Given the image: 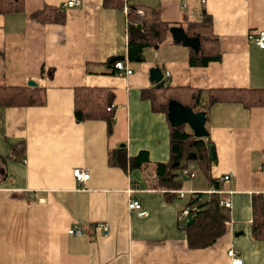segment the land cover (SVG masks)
I'll return each mask as SVG.
<instances>
[{
	"label": "crops",
	"instance_id": "obj_1",
	"mask_svg": "<svg viewBox=\"0 0 264 264\" xmlns=\"http://www.w3.org/2000/svg\"><path fill=\"white\" fill-rule=\"evenodd\" d=\"M66 1L23 0L21 13L0 15V85L35 88L43 101L0 106V264H228V249L242 264H264V240L250 232L252 196L264 194V107H206L202 140L212 144L214 158L207 152L210 162L202 167L186 149L179 166L166 113L149 98L158 88L148 79L156 66L163 86L191 88L203 97L215 89H264V49L250 38L264 30V0H121L118 6L79 0L62 7ZM44 5L59 8L64 23L28 19ZM136 5L158 10L162 22L184 31L205 18L217 59L190 65L191 49L168 34L143 51L142 61L129 62L123 7ZM118 56L130 75L109 73V60ZM79 87L112 93L109 133L102 120H75L73 90ZM118 148L128 160L124 168L109 161ZM139 155L136 167L131 160ZM157 165L166 166L164 175ZM75 168L89 176L79 185ZM225 174L231 182H217ZM215 190L223 192L218 200L230 202L224 233L211 246L188 248L177 213L196 201L192 194L204 198ZM129 199L139 202L144 216L127 210ZM74 225L81 235L66 233Z\"/></svg>",
	"mask_w": 264,
	"mask_h": 264
},
{
	"label": "trees",
	"instance_id": "obj_2",
	"mask_svg": "<svg viewBox=\"0 0 264 264\" xmlns=\"http://www.w3.org/2000/svg\"><path fill=\"white\" fill-rule=\"evenodd\" d=\"M23 0H0V15L7 13H21ZM112 1V0H110ZM113 2V1H112ZM121 0H114L118 6ZM141 5L128 6L126 12V37L127 60L129 62L142 61V53L146 48L155 49L169 34V24L162 22L158 10L142 7V16H137V10ZM28 19L37 24L64 23L63 12L54 6L44 5L41 9L29 14ZM188 36H197L199 48L196 53L190 50L188 63L190 65L203 66L208 61L217 59L218 47L211 36L210 23L205 18L185 28ZM115 62V61H114ZM112 62V68L113 63ZM115 69L109 73L113 74ZM51 73L49 72L48 75ZM154 92V93H153ZM149 96L154 109L167 112L169 100H175L183 106L190 107L193 111H203L214 102H236L249 109L252 107H264V89H215L206 91L205 97L201 92L191 88H169L162 86L153 91ZM112 93L104 88H74L73 90V115L75 120H102L106 123V132L111 130L112 119ZM204 102V103H203ZM40 93L35 88L12 87L0 85V106H28L41 104ZM203 103V104H202ZM107 108H110L108 111ZM185 126L170 127V152L174 162L180 163L184 158L186 149H192L197 157V162L206 167L210 162L207 158V145L202 138H194L190 130ZM142 156L132 159V165L138 166ZM110 164L124 168L128 163L123 148H118L109 157ZM180 166V165H179ZM170 168V165L167 166ZM166 166L157 165L156 172L165 174ZM218 188L217 182L213 181ZM198 200V213L193 217V222L183 226L185 241L188 248H205L211 246L216 239L224 233V225L228 221V210L219 205L218 196L215 193L207 197L195 196ZM190 202V201H189ZM191 203V202H190ZM252 220L250 232L254 239L264 240V194L252 196Z\"/></svg>",
	"mask_w": 264,
	"mask_h": 264
},
{
	"label": "built area",
	"instance_id": "obj_3",
	"mask_svg": "<svg viewBox=\"0 0 264 264\" xmlns=\"http://www.w3.org/2000/svg\"><path fill=\"white\" fill-rule=\"evenodd\" d=\"M79 5V0H67L62 7H74ZM124 13L126 14L127 12V8H125V6L123 7ZM137 16H142V11L141 10H137ZM252 42L260 49H264V30H260L258 32H256L255 34L250 36ZM145 50V49H144ZM143 50V51H144ZM113 68L116 71V75L118 76H127L131 74V70L129 69V67L127 66L126 62H122V61H115L113 63ZM167 75V74H166ZM110 108H107V111ZM72 177L74 178V181L76 182L77 185H79L80 183L85 182L88 179V173L83 170V169H79V168H75L72 170ZM181 174H183L184 176L188 177V178H193L194 177V172L193 171H189L187 169H182L181 170ZM232 180V175L231 174H225L222 175L221 177H219L217 179V182H231ZM216 194L221 195L223 192L220 190H215L214 191ZM229 193V192H228ZM176 194L178 197L182 198L185 196V192L181 191V190H177ZM194 198H196L195 194ZM197 202L198 200L195 199ZM193 202L191 204H187L184 207H182L176 216V221L178 223V226H180L179 228H181V226L186 223L189 219L193 218L199 211V209L197 208V202ZM219 205L226 208L227 210H229L230 208V202L228 199L222 198L220 197L219 199ZM126 208L129 212H133L134 214H136L138 217H142L145 215V212L141 209L140 204L137 200L135 199H129L126 203ZM226 224V223H225ZM98 228H100L103 232H106L107 226L103 225V224H98L97 225ZM81 228L78 225H74L70 228H68V230L66 231V233L68 235H72V236H79L81 235ZM226 255L228 258V264H242L241 259L237 256L236 251L232 250V249H228L226 251Z\"/></svg>",
	"mask_w": 264,
	"mask_h": 264
},
{
	"label": "water",
	"instance_id": "obj_4",
	"mask_svg": "<svg viewBox=\"0 0 264 264\" xmlns=\"http://www.w3.org/2000/svg\"><path fill=\"white\" fill-rule=\"evenodd\" d=\"M168 33L173 42L179 43L184 47L191 49L194 53L198 51L199 39L197 36H188L185 31L178 26H170ZM122 60V56L114 57L109 60L113 62L115 60ZM149 82L154 84L155 88L163 86L162 72L156 66L151 67L148 70ZM28 86H35L32 81L27 82ZM166 119L171 127L186 126L191 135L194 138H206L208 132L204 126L205 115L203 111H193L190 107L183 106L175 100H169L167 103ZM207 152L209 158H214V148L212 144L207 145ZM193 222V219H189L185 226H188Z\"/></svg>",
	"mask_w": 264,
	"mask_h": 264
}]
</instances>
